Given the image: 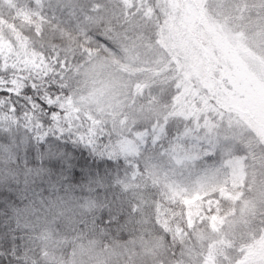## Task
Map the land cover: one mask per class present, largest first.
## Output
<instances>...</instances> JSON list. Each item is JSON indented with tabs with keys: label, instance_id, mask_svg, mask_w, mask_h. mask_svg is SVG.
<instances>
[{
	"label": "rangeland",
	"instance_id": "1",
	"mask_svg": "<svg viewBox=\"0 0 264 264\" xmlns=\"http://www.w3.org/2000/svg\"><path fill=\"white\" fill-rule=\"evenodd\" d=\"M179 1L184 11L176 7L177 0H169L167 22L159 25L154 41L120 46L116 56L107 50V56L95 60L97 71L86 75L84 92L68 104L76 106L74 111L90 108L96 103L93 93L103 89L108 110L116 118L123 114L130 124L148 123L166 113L205 114L217 120V112L224 114L223 151L184 166L167 156L158 158L154 173L141 179L144 185L159 184L181 197L176 188L193 193L183 196L188 224L177 229L179 247L173 253L159 238L108 246L91 240L75 243L64 259L51 247L48 259L60 264H264V103L249 91L253 87L264 96V0H194L201 27L193 32L183 24L189 7ZM226 57L232 63L218 62H226ZM220 69L232 78V89L220 85ZM218 93L225 95L230 112L214 104ZM125 149L135 151L131 143ZM236 157L247 159L234 168H221ZM136 178L126 176L124 186L133 187Z\"/></svg>",
	"mask_w": 264,
	"mask_h": 264
},
{
	"label": "trees",
	"instance_id": "2",
	"mask_svg": "<svg viewBox=\"0 0 264 264\" xmlns=\"http://www.w3.org/2000/svg\"><path fill=\"white\" fill-rule=\"evenodd\" d=\"M168 1L0 0V58L6 66L15 67L18 88L28 76L42 78L51 71V65L45 59L48 51L73 52L90 42L91 56L101 59L107 56L106 39H116L119 46L154 41L160 33L159 25L167 22L164 15H169ZM183 2L189 7L183 24L193 32L201 27L200 7L194 0ZM176 4L179 10L184 11L179 0ZM225 61L218 62L232 63L227 57ZM80 63L83 65L84 61ZM215 72L217 70L212 76ZM221 73L220 85L227 83L232 89V78L223 70ZM75 80L74 90L68 94V104L87 87L88 79L83 71ZM28 83L31 84L32 80L28 79ZM41 83L48 87L42 79ZM249 91L264 103V96L258 89L252 87ZM218 94L219 97L213 98L217 101L214 104L222 111L230 112L225 108V95ZM19 102L23 103L22 100ZM4 116L0 111V127L7 126ZM249 127L254 129L251 124ZM19 134L23 135V129ZM84 151L90 164H103L102 168L93 169L100 182L93 186L92 191L73 182L57 185L53 191L48 178L43 176L28 177L26 186L22 166L18 169L0 154V171L11 169L13 173L0 177V193L7 194L0 196V202L13 195L15 200L8 201L9 205L20 208L29 205L34 211V215L17 218L11 207L0 208V256L5 264H20L21 261L23 264H60V259L59 262L47 258L48 249L53 247L64 259L75 243L91 240L108 246L132 238L142 237L147 241L159 238L173 253L176 252L180 245L177 229L184 230L188 224L185 197L169 192L159 184L144 185V179L141 182L136 178L133 187H126L124 179L134 175L126 173L125 168L109 167L104 163L107 157L94 155L87 149ZM19 155L23 157V149ZM111 163L115 165L116 162L113 160ZM57 199L62 200L66 210L55 222H50L48 227L51 228L47 229V222L43 219L46 208ZM30 200L35 202L30 204ZM116 209H121L125 216L123 227L105 229L99 224L100 219L109 210ZM154 215L172 234L170 238L156 230L151 219ZM6 240L12 241L10 249L5 245Z\"/></svg>",
	"mask_w": 264,
	"mask_h": 264
},
{
	"label": "snow or ice",
	"instance_id": "3",
	"mask_svg": "<svg viewBox=\"0 0 264 264\" xmlns=\"http://www.w3.org/2000/svg\"><path fill=\"white\" fill-rule=\"evenodd\" d=\"M105 50H111L113 56L119 55V43L114 38L106 39ZM91 52L90 42L73 52L48 51L45 59L51 65V71L42 78L28 76L18 88L15 67L6 66L0 58V111L5 114L7 124L0 127V141H3L0 154L18 169L22 166L26 186L28 177L43 176L48 178L53 191L57 185L63 186L69 182L81 184L92 191L93 186L100 182L93 169L102 168L103 164H90L84 149L107 157L104 163L109 167L125 168L126 173L138 179L154 173L158 158L167 156L175 165L184 166L204 157L211 158L217 150L223 151L220 129L224 127L225 117L221 112L216 113L218 120L205 114L169 116L166 113L164 117H157L148 123L130 124L123 114L116 118L108 110L109 101L103 89L93 93L95 105L74 111L76 106L70 107L67 101L68 94L74 90L76 76L82 71L92 76L97 71L94 64L98 58L92 57ZM81 60L84 61L83 65ZM28 79L32 80L31 84ZM41 79L48 87L43 86ZM228 127H231V117ZM21 129L23 135L19 134ZM227 139L225 135L224 140ZM189 140L195 143L186 144ZM201 142L207 147H202ZM128 143L134 146L132 154L125 149ZM21 149L24 151L23 157L19 155ZM239 151L243 152V149ZM240 159L246 160L247 157L229 158L221 164V168H234ZM113 160L115 165L111 163ZM261 167L264 168V161ZM216 171L219 172V169ZM12 174L11 169L0 171V177ZM260 188L264 191V181ZM176 191L181 192L182 196L193 195L179 188ZM3 195L7 194L0 193V196ZM14 200L15 196L8 195V200L0 202V208L11 207L17 218L34 215L29 205L23 208L9 205L8 201ZM34 202L29 201L30 204ZM151 207L154 211L155 204ZM65 210L62 200L52 201L43 219L45 222H55ZM151 219L159 233L171 237L163 222H159L155 215ZM124 221L121 209H116L106 212L99 224L111 230L123 227ZM5 245L10 249L12 241L6 240ZM0 264H5L2 256Z\"/></svg>",
	"mask_w": 264,
	"mask_h": 264
}]
</instances>
